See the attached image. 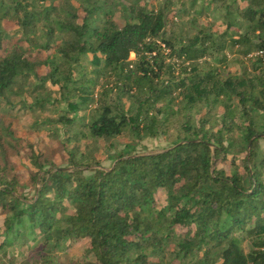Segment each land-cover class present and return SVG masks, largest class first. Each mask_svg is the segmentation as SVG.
<instances>
[{
    "label": "trees",
    "instance_id": "1",
    "mask_svg": "<svg viewBox=\"0 0 264 264\" xmlns=\"http://www.w3.org/2000/svg\"><path fill=\"white\" fill-rule=\"evenodd\" d=\"M7 1L0 18L18 29L0 30V253L18 243L20 264H57L59 254L66 264H264V0H209L229 9L224 30L189 34L167 30L179 15L171 0ZM234 52L250 71L222 72ZM100 78L116 103H94L107 96L94 94ZM17 105L58 112L34 124L74 143L61 165L18 137ZM179 118L160 151L127 145L108 168L95 157L99 145L156 138ZM76 122L84 131L69 135ZM19 156L33 168L26 182Z\"/></svg>",
    "mask_w": 264,
    "mask_h": 264
},
{
    "label": "rangeland",
    "instance_id": "2",
    "mask_svg": "<svg viewBox=\"0 0 264 264\" xmlns=\"http://www.w3.org/2000/svg\"><path fill=\"white\" fill-rule=\"evenodd\" d=\"M54 0H46L45 4L48 5L50 3H53ZM163 0H143L142 2L147 4L150 7H157L162 3ZM191 1L192 0H171L172 5V12L179 13V15L176 16V20H173V16L171 15L168 18L167 22V30L170 32L176 31L179 32L180 29H184L186 33H192L195 32L198 29H208L212 31H223L224 27L222 25L223 16L226 14V11L229 9L225 8L224 4H215L210 6L208 3L209 0H200L196 4V7L191 10ZM6 3L9 4V2L6 0ZM56 4V1L54 2ZM75 7H78V3L74 2ZM236 5H238L241 8H244L246 3L241 0H236ZM186 11V15L181 16L180 13H183ZM201 11V14H198V12ZM80 15H82L81 11L79 10ZM116 20L118 22L119 18L116 17ZM172 21V22H171ZM18 29V26L15 21H12L11 19H1L0 18V30L5 31H15ZM42 30V29H41ZM38 31V35L42 36V31ZM40 40L42 41V37H40ZM52 53V52H51ZM133 58L134 55H131ZM227 60L228 65L221 68L223 73H228L231 75H241L244 71V69L247 67L248 71L251 69V65L249 61H246L244 58H242L240 55L228 53L227 54ZM205 62V61H202ZM207 63L215 64L212 59H206ZM217 65V64H216ZM87 71H90L88 69ZM41 74L44 73V70L40 72ZM50 88V87H49ZM104 88V89H103ZM103 92L104 90H107V96L104 98V100H98V98H95V100H98L94 103H116V95L115 93L111 94L108 89H106V81L104 78H100L97 82L94 94H98L100 92ZM52 92L53 99H59L58 96V89L56 87L50 88ZM30 103V101H29ZM63 103V102H62ZM64 106L61 105L60 108H63ZM96 110L95 104H91L88 111L80 112L79 115H84L85 119L90 115L92 110ZM221 111V110H220ZM14 116H10L9 118L15 121V129L17 132L18 137L21 139L32 143L35 148L37 149H43V151H48L50 153L54 154V160L57 165H61V158L65 157V153L72 148L74 143L71 144H65V148L61 146V143H64L65 136L62 134V132H58L59 137L58 141L53 138V131H48L47 128L39 127L34 124L36 120H39V118L42 119H56L58 112L53 111H46L44 113H33L30 111H27L21 106H16L15 110L13 111ZM181 120L174 119L170 124L168 131L165 134H161L160 136L156 138H146L140 142H136L132 137L124 135L116 138L113 141V147L114 148H108L103 145H99L97 147L95 157L100 162V165L102 167L108 168L111 165V155H113L115 152L121 151L124 148L127 147V145H134L135 151L137 152H149V151H160L163 148L170 145V142L172 139L176 136V134L179 131ZM41 125V124H40ZM44 127H48L44 126ZM57 127V125L53 126L52 129ZM50 129V128H49ZM51 129V130H52ZM78 131H84L82 126L76 122V125L74 127V131L71 132L72 135L74 132ZM51 133V134H49ZM52 135V136H51ZM87 144L86 139L81 138V141L78 142V145L81 147H85ZM258 152L260 155H264V135L261 136V139L258 141L257 144ZM13 162L16 165L17 172L19 176L21 177L23 182H26L28 179V174L30 170H33L29 162L23 157H14ZM219 167H224L226 171H230L229 165L227 163L219 164ZM156 203L158 208L164 207L166 205L165 201V195L162 193H158L156 196ZM2 220L3 218L0 216V228L2 226ZM2 237H0V241H2ZM83 245V242L78 243L75 245L74 249L72 250V255L79 256L80 252L79 249ZM25 247L27 248V245H24V247H21L18 243L17 245H14V247L7 248L6 255H3L0 253V264H20L24 257L28 254V252L25 251ZM245 247H248V243L245 244ZM57 258H54L55 261H57V264H66L67 260H65V256L63 254H59L56 256Z\"/></svg>",
    "mask_w": 264,
    "mask_h": 264
}]
</instances>
